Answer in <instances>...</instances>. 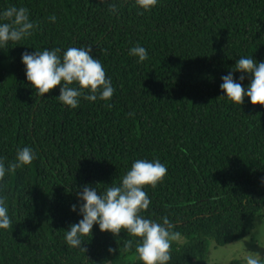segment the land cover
Here are the masks:
<instances>
[{"label":"trees","instance_id":"obj_1","mask_svg":"<svg viewBox=\"0 0 264 264\" xmlns=\"http://www.w3.org/2000/svg\"><path fill=\"white\" fill-rule=\"evenodd\" d=\"M109 2L115 13L101 0H0V10L26 7L39 25L0 49V157L11 163L23 147L36 154L6 177L12 227L0 231V264H142L124 231L94 226L85 251L64 233L82 218L71 211L78 191L119 183L136 159L168 170L146 189L144 214L168 216L181 233L170 264H206L211 242L245 239L264 209V106L234 105L220 89L239 58L264 62V0H159L150 10ZM137 44L149 54L143 63L129 55ZM71 46L91 47L104 65L115 88L110 106L82 99L70 110L59 87L35 94L22 54Z\"/></svg>","mask_w":264,"mask_h":264},{"label":"clouds","instance_id":"obj_2","mask_svg":"<svg viewBox=\"0 0 264 264\" xmlns=\"http://www.w3.org/2000/svg\"><path fill=\"white\" fill-rule=\"evenodd\" d=\"M101 2L109 3L110 10L116 12L115 2ZM158 2L135 0L136 6L142 10H150ZM49 20L55 23L56 16L51 15ZM38 27L26 7L9 6L0 10V49L31 38ZM129 55L137 58V63L149 59L147 49L139 44L129 50ZM21 63L25 67L26 80L41 98L59 87L57 100L70 110L78 109L82 99L89 102L99 100L110 106L115 88L102 62L92 55L91 47L24 52ZM232 72L241 73L239 80ZM245 74L250 77L246 87L243 86ZM220 89L225 94L223 98L234 105L241 107L247 98L253 106H264V62L247 56L239 58L234 69L222 77ZM35 159L36 154L31 147L18 148L15 160L8 164L5 158L0 157V231L12 227L7 196L4 195L6 177L19 168L31 166ZM167 171L159 159H136L119 183L113 182L102 191L90 185L83 186L77 193L80 203L71 207V211L82 218L64 231L66 244L72 249L85 251L82 247L84 238L92 237L94 226H98L101 233L119 236L124 231L133 237L134 240H125V246L132 248L135 243V253L142 264H170L171 246L180 240L181 233L175 231L176 225L168 216L156 220L144 214L151 205L146 189H155L163 182ZM245 264H264V254L247 252Z\"/></svg>","mask_w":264,"mask_h":264},{"label":"rangeland","instance_id":"obj_3","mask_svg":"<svg viewBox=\"0 0 264 264\" xmlns=\"http://www.w3.org/2000/svg\"><path fill=\"white\" fill-rule=\"evenodd\" d=\"M182 240L180 238L177 242L181 243ZM261 248H264V209L256 218L253 231L245 239L223 247L215 246L214 242H211L206 264H229L236 260L245 264L247 252L264 254V250Z\"/></svg>","mask_w":264,"mask_h":264}]
</instances>
